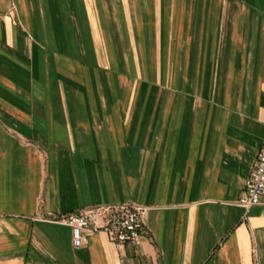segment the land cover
<instances>
[{
    "label": "crops",
    "instance_id": "0c3cea01",
    "mask_svg": "<svg viewBox=\"0 0 264 264\" xmlns=\"http://www.w3.org/2000/svg\"><path fill=\"white\" fill-rule=\"evenodd\" d=\"M263 143L264 0H0V264H264ZM129 201L139 245L57 220Z\"/></svg>",
    "mask_w": 264,
    "mask_h": 264
},
{
    "label": "built area",
    "instance_id": "2783aa9c",
    "mask_svg": "<svg viewBox=\"0 0 264 264\" xmlns=\"http://www.w3.org/2000/svg\"><path fill=\"white\" fill-rule=\"evenodd\" d=\"M238 204L247 210L264 204V143L259 148L256 162L245 181L244 193ZM145 212L146 207L129 201L102 204L79 212L61 214L57 220L72 228L73 244L76 248L85 246L89 238L98 232H104L117 244L139 245L147 233Z\"/></svg>",
    "mask_w": 264,
    "mask_h": 264
}]
</instances>
